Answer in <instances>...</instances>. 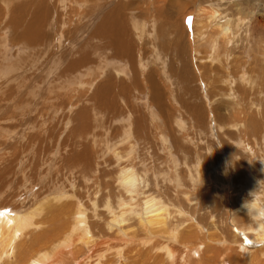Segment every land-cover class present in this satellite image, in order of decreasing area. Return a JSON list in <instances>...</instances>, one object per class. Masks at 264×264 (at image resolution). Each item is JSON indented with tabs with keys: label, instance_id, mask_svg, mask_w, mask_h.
I'll use <instances>...</instances> for the list:
<instances>
[{
	"label": "rangeland",
	"instance_id": "rangeland-1",
	"mask_svg": "<svg viewBox=\"0 0 264 264\" xmlns=\"http://www.w3.org/2000/svg\"><path fill=\"white\" fill-rule=\"evenodd\" d=\"M134 2L157 28L131 30L141 39L139 74H116L113 86L100 74L95 88L64 86L81 74L38 72L36 63L18 85L25 66L15 70L0 44V210L30 220L12 244L0 240V264L48 254L50 264H264V241L244 231L249 219L238 209L264 207V0ZM41 3L0 0V42L11 14L15 21ZM49 42V54L59 52ZM25 53L18 48L19 59ZM123 168L145 179L134 210L152 197L168 211L161 239L157 225L142 231L133 220L124 232L117 223L131 201L118 184Z\"/></svg>",
	"mask_w": 264,
	"mask_h": 264
},
{
	"label": "crops",
	"instance_id": "crops-1",
	"mask_svg": "<svg viewBox=\"0 0 264 264\" xmlns=\"http://www.w3.org/2000/svg\"><path fill=\"white\" fill-rule=\"evenodd\" d=\"M146 10L144 4L134 0H44V3L32 5L31 9L26 6L25 15L15 21L11 14L5 43L0 44L10 46V61L17 62L15 70L23 69V66L26 70L21 77H15L14 82L19 85L22 77H30L34 67L26 65L34 63L38 72L57 69L62 73L81 74L74 80L65 79L64 86L95 88L97 74L106 78L111 86L115 85L112 78L116 74L137 77V45L141 39H136L131 30L145 32L147 28H157V22L142 13ZM26 20L39 28H32ZM60 28L65 31L60 32ZM47 29L53 30L52 38L45 33ZM71 29L76 30L75 35L66 31ZM35 33L42 35L41 38L35 40ZM49 39L59 45V52L49 54ZM6 41L15 47L12 48ZM36 44H39L40 52ZM18 48L26 52L20 59ZM50 55H55L54 63L48 60ZM88 73L92 74L90 81L83 78Z\"/></svg>",
	"mask_w": 264,
	"mask_h": 264
},
{
	"label": "bare ground",
	"instance_id": "bare-ground-1",
	"mask_svg": "<svg viewBox=\"0 0 264 264\" xmlns=\"http://www.w3.org/2000/svg\"><path fill=\"white\" fill-rule=\"evenodd\" d=\"M219 16L218 12H216L215 10L212 11V16L210 17L211 20L213 19H217ZM6 18V17H5ZM135 20V19H134ZM5 21V19H4ZM9 22V21H8ZM220 22V21H219ZM224 24V23H223ZM221 23H218L217 22V27H219L222 31L223 34H227L228 33V29H229V26L228 25H223ZM25 25V24H24ZM13 26V25H12ZM24 27V26H23ZM35 28V27H34ZM39 28V27H38ZM146 28V27H145ZM19 30V29H18ZM25 36V35H24ZM42 36V35H41ZM99 37V36H98ZM102 39V38H101ZM149 77V75H148ZM30 80V79H29ZM14 84V82H13ZM16 85V84H15ZM151 91H155L154 88L151 89ZM93 93V92H92ZM95 93V92H94ZM29 95V94H28ZM103 95V94H102ZM156 93H153L152 96L150 99H154L156 96ZM119 95H117L118 97ZM8 97V96H7ZM95 97V96H94ZM91 98V97H90ZM122 98V97H121ZM233 98V97H232ZM12 100V99H11ZM152 101V100H151ZM13 102V101H12ZM16 102V101H15ZM12 104V103H11ZM248 107V106H247ZM21 109V108H20ZM116 109V108H115ZM98 110V109H97ZM114 110V108H113ZM101 111V110H100ZM104 112V111H103ZM108 112V110L106 111ZM115 114V113H114ZM120 116V115H119ZM7 120V119H6ZM122 120V119H121ZM139 121V120H138ZM161 124V123H160ZM207 126V125H206ZM4 127V126H3ZM2 131V130H1ZM203 136V135H202ZM77 139V138H76ZM36 148H34L35 150ZM38 150V149H37ZM44 150V149H43ZM41 151L42 153L44 151ZM47 150V149H46ZM83 150V149H82ZM12 152V151H11ZM39 152V150H38ZM17 153V152H16ZM15 153V154H16ZM35 153V152H34ZM33 153V154H34ZM13 154V153H12ZM32 154V156H33ZM40 154V153H39ZM60 154V153H59ZM14 155V154H13ZM40 156V155H39ZM88 156V155H87ZM34 157H38V155L36 156V154L34 155ZM33 157V158H34ZM85 157V156H84ZM77 159V157H75ZM39 159V158H38ZM41 161H42V157H40ZM39 161V160H38ZM65 161V160H64ZM44 162V161H42ZM39 163V162H38ZM65 163V162H64ZM35 163H33V167H35L34 165ZM40 164V163H39ZM42 164V163H41ZM73 165V164H72ZM32 167V168H33ZM38 167V166H37ZM8 168V167H7ZM6 168V169H7ZM5 169V171H7ZM36 169V168H34ZM9 170V169H8ZM39 171V170H38ZM0 183H2V179H5L3 178L4 175H6L7 173L5 172H2L0 173ZM119 179H120V183H118L120 185V187L122 188V190L124 191V194L126 196H128L131 201H128V203H126L125 201H121L122 202H125L124 204H120L122 210H120V212H118V214L120 213L119 215V219L117 221V223L122 227V230H124V232H127V230L130 228L127 224H129V221H133L135 220L134 222V226H138L139 229H141L142 231L144 229H151V227L153 225H157V229L159 228V230L157 231V233L159 234H164V233H167V228H168V211L165 209L164 207V204H159L156 200H154V198L152 197H144L142 199V202L140 204V208L138 209L137 206H136V209L134 210L132 207H131V204H133L135 202V200L137 199V191L138 190H143L145 189V185L146 183L144 182L145 179L143 180V177L142 176H138L133 170L129 169V168H123L121 169V171L119 172ZM8 186V185H7ZM9 188V186H8ZM120 188V189H121ZM196 193V192H195ZM246 193V192H245ZM199 195V194H198ZM59 199V198H57ZM56 199V200H57ZM261 199V198H260ZM259 199V200H260ZM52 200V199H51ZM261 201V200H260ZM55 202V201H54ZM57 202V201H56ZM161 202V201H160ZM129 203H131L129 205ZM163 203V202H162ZM135 207V206H134ZM58 208V207H57ZM120 207H118L119 209ZM120 208V209H121ZM239 211H244L245 212V216L247 214L248 218L249 219V225H247L248 229H245L244 231L245 232H249V233H252L255 235V238L257 241L259 240L260 242L264 241V207L263 205H261L258 201H251L249 203H246L244 204L243 206H240L238 207ZM134 210V211H133ZM77 212V211H76ZM111 213V212H108V214ZM77 214V213H76ZM116 214V213H115ZM112 215V214H111ZM132 215V216H131ZM170 215V214H169ZM28 216V215H27ZM85 216V215H84ZM116 216V215H115ZM129 216V217H128ZM29 217V216H28ZM83 217V216H81ZM85 218V217H84ZM111 218V217H110ZM115 218V217H114ZM113 219V218H112ZM111 219V220H112ZM117 219V217H116ZM184 220V219H183ZM76 221V224L78 223H81V219L80 217H76L75 219ZM115 221V220H113ZM111 223V221H110ZM30 224V220L25 216V217H17L13 214H10V213H6L4 211H1L0 210V240H4L6 241L7 243H10L11 240L17 238L18 234H19V231L26 225H29ZM75 223H73L74 225ZM75 224V225H76ZM114 224V223H113ZM116 224V223H115ZM87 225V224H86ZM109 225V224H108ZM118 225V226H119ZM172 225V224H171ZM110 226V225H109ZM186 226V225H185ZM81 227V226H78V228ZM112 228V226H110ZM77 228V227H76ZM85 228V226H84ZM87 228V227H86ZM110 229V228H109ZM117 229V228H115ZM120 229V228H119ZM177 229V228H175ZM187 229V228H186ZM81 231L85 230V229H80ZM74 231H77V230H74ZM88 231V229H87ZM119 231V230H118ZM242 231V230H241ZM211 232V231H210ZM121 233V232H120ZM159 234V238H160V235ZM171 234V233H170ZM204 234V233H203ZM50 235V234H49ZM121 235V234H120ZM151 235V233H150ZM148 235V236H150ZM187 235V234H186ZM206 235V234H205ZM247 235V234H246ZM82 236V235H81ZM87 236V234H86ZM152 236V235H151ZM150 236V237H151ZM165 236V235H163ZM92 237V236H91ZM252 237V236H251ZM53 238V237H52ZM88 239V237H87ZM158 239V238H157ZM161 239V238H160ZM48 240V239H47ZM81 240V238H80ZM84 240H86L84 238ZM93 240V239H92ZM138 240V239H137ZM140 240V239H139ZM141 240H144V239H141ZM197 240V239H196ZM206 240V239H205ZM126 241V240H125ZM170 241V239H169ZM185 241V239H184ZM252 241V239H251ZM250 241V242H251ZM87 242V241H86ZM144 242V241H142ZM249 242V243H250ZM66 244V241L63 242ZM69 243V242H68ZM185 243V242H184ZM223 243V242H222ZM246 243V242H245ZM255 244V241L253 242ZM264 243V242H263ZM12 244V243H10ZM42 244V243H41ZM61 244V243H60ZM87 244V243H86ZM89 244V242H88ZM174 244V243H173ZM177 244V243H176ZM203 243L201 242V245ZM218 244V243H217ZM243 244V243H242ZM259 244V243H258ZM62 247H64L63 244H61ZM181 245V244H180ZM239 245V244H238ZM251 245V244H249ZM262 245V244H261ZM4 246H6L4 244ZM9 246V245H8ZM59 246V244H58ZM74 246V245H73ZM165 246V245H164ZM167 246V245H166ZM166 246L164 248H166ZM182 246V245H181ZM199 246V245H198ZM205 246V245H204ZM210 246V244H209ZM221 246V245H219ZM252 246V245H251ZM264 246V245H262ZM10 247V246H9ZM66 247V245H65ZM242 247V245H241ZM69 249L72 247H68ZM162 248V249H164ZM198 248V247H197ZM244 248V250L246 249L245 247H242ZM4 249V247H3ZM7 246H6V249L5 251H7ZM10 249V248H9ZM63 250V249H61ZM68 250L65 248V251ZM159 250H160V245H159ZM211 250L212 247H211ZM241 250V249H240ZM242 250V252L244 251ZM251 250V249H250ZM1 251V250H0ZM4 251V250H3ZM2 251V252H3ZM4 251V252H5ZM57 252V250H55ZM70 251V250H68ZM196 251V249H195ZM1 252V253H2ZM11 252V251H10ZM55 252V253H56ZM72 252V251H71ZM169 252V251H168ZM47 253V252H46ZM45 253V254H46ZM167 253V252H166ZM6 254V253H4ZM52 254V253H51ZM62 254V253H61ZM168 256L170 255L169 253H167ZM230 254V253H229ZM50 254L48 255H43L41 257L37 259L35 258H32V256H30V259L31 260H28L29 264L32 262L33 264H47L49 263L50 264V259L51 257H53L51 255V257L49 256ZM55 255V254H53ZM172 256H173V253H172ZM262 256V255H261ZM55 257V256H54ZM53 257V259H54ZM60 258V257H59ZM166 258V257H165ZM40 259V260H39ZM56 259V258H55ZM207 260V259H206ZM27 261V259H26ZM35 261V262H33ZM59 262V261H58ZM31 263V264H32ZM53 263V262H51ZM229 263V262H228ZM58 264V263H57Z\"/></svg>",
	"mask_w": 264,
	"mask_h": 264
}]
</instances>
